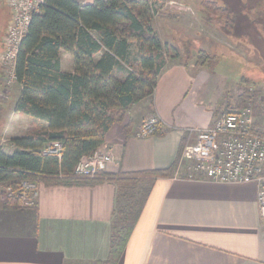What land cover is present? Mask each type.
I'll return each mask as SVG.
<instances>
[{"label":"crops","instance_id":"crops-1","mask_svg":"<svg viewBox=\"0 0 264 264\" xmlns=\"http://www.w3.org/2000/svg\"><path fill=\"white\" fill-rule=\"evenodd\" d=\"M172 1L192 5L189 0ZM194 1L201 7L203 0ZM8 10L10 25L12 11ZM192 18L159 13L152 24L160 39L181 53L182 48L173 39L162 38L164 26L215 37L200 26L188 25L190 21L185 19ZM193 42L202 47L196 39ZM60 57L63 68L73 72V55L62 50ZM197 60L185 59L182 53L169 59L154 94L131 107L125 119L107 132L103 145L113 151L114 159L107 164L106 174L169 169L177 161L180 165L183 146L195 139V134L189 137L188 131L213 124L224 94L239 82H231ZM21 90L18 84L16 93L10 96L12 111L5 114L2 124L1 139L11 134L7 137L9 153L14 150L11 138L26 134L36 122L15 112ZM152 114L160 118L159 132L163 135L137 137L141 122ZM41 124L42 129L47 128V123ZM175 173L153 181L118 264H264V224L256 185L193 180L184 177L183 170L180 176ZM116 206L117 187L106 179L85 185L40 181L34 205H0V264L104 263L111 246Z\"/></svg>","mask_w":264,"mask_h":264},{"label":"trees","instance_id":"trees-1","mask_svg":"<svg viewBox=\"0 0 264 264\" xmlns=\"http://www.w3.org/2000/svg\"><path fill=\"white\" fill-rule=\"evenodd\" d=\"M204 1L205 10L206 5L216 4ZM216 9L228 12L233 31L232 11L219 5ZM153 19L148 0H46L32 16L15 63L17 83L22 86L15 112L36 122L26 134L11 138V153L0 146V195L9 188L13 191L0 205H22L25 180L39 179L48 185L113 182L117 206L109 254L101 264L119 263L153 181L172 177L179 166L177 161L163 170L103 172L96 179L75 172L79 161L105 143L107 132L125 119L131 107L154 94L168 60L180 57L178 48L160 39ZM133 46L136 53L131 57ZM62 50L73 55V72L63 68ZM198 56L199 63L209 59L201 49ZM3 113L0 103V125ZM41 123H47V128L42 129ZM56 141L63 145L61 157L45 152Z\"/></svg>","mask_w":264,"mask_h":264},{"label":"built area","instance_id":"built-area-1","mask_svg":"<svg viewBox=\"0 0 264 264\" xmlns=\"http://www.w3.org/2000/svg\"><path fill=\"white\" fill-rule=\"evenodd\" d=\"M45 1L6 0L12 11V21L3 38L4 49L0 60L6 74H9L14 82H17L15 63L19 46L27 33L33 14L40 10ZM148 3L153 16L165 12L169 7L178 9L184 7L181 2L172 0H148ZM249 89L254 90L253 87ZM160 127V118L152 114L141 122L136 135L137 137L152 136ZM191 134H195L194 142H187L183 146L181 163L176 169L175 176H180L183 170L187 179L255 184L259 214L264 224V130L261 131L256 123L253 104L230 103L216 115L211 126L190 129L188 136L190 137ZM62 149V143L56 141L48 144L45 152L61 157ZM113 159V151L108 146L101 145L92 156L79 161L75 172L89 179L99 178ZM39 184V179L22 182L24 205L35 204ZM12 194L13 191L9 188L8 193L0 195V200L6 201Z\"/></svg>","mask_w":264,"mask_h":264},{"label":"rangeland","instance_id":"rangeland-1","mask_svg":"<svg viewBox=\"0 0 264 264\" xmlns=\"http://www.w3.org/2000/svg\"><path fill=\"white\" fill-rule=\"evenodd\" d=\"M192 5L181 2L184 7L167 9L166 13H178L184 16L193 17L185 19L190 21V26H200L203 31L215 36L212 39L204 34H198V31L183 29L179 26H164L161 32L162 38L173 39L175 45L181 49L185 59H197L200 48L209 55L206 60L208 69L218 71L231 82L238 81L223 96L220 105L217 108V115L229 104L236 103L245 105L252 103L256 111V123L264 130V0H213L217 5L228 7L236 20L233 31L230 30V24L227 23L228 12L216 9L217 5H206L208 10L200 12V6L194 0H189ZM194 1V2H193ZM204 1V0H203ZM202 1V2H203ZM212 1L205 0L204 2ZM6 0H0V55L2 54L3 38L8 30L9 10ZM169 10V11H168ZM176 11V12H175ZM161 13V14H162ZM197 15L199 18L197 19ZM184 19V18H183ZM196 32V33H195ZM196 39L202 43V47H197L193 40ZM136 48V47H135ZM134 52L136 50L134 49ZM203 58V57H202ZM200 58V59H202ZM17 82L10 79L0 60V103L5 114L11 112L12 99L18 87ZM253 87L254 90L249 88ZM9 97V98H8ZM251 97V98H249ZM248 98V100H246ZM11 99V100H10ZM228 105V106H227ZM2 124L0 125V146L6 151H10L7 134L5 139L3 135ZM30 129V128H29ZM127 200H121L126 203ZM131 203V200H128Z\"/></svg>","mask_w":264,"mask_h":264}]
</instances>
